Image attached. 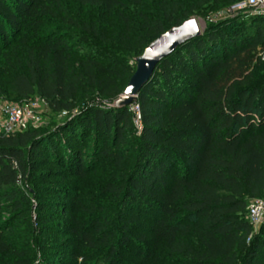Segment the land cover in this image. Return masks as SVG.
I'll return each instance as SVG.
<instances>
[{"label":"trees","instance_id":"1","mask_svg":"<svg viewBox=\"0 0 264 264\" xmlns=\"http://www.w3.org/2000/svg\"><path fill=\"white\" fill-rule=\"evenodd\" d=\"M67 2L111 12L122 0H0V76L10 77L8 101L38 96L51 112L67 116L83 106L59 129L61 137L40 136L31 128L1 135L0 189L26 177L38 156L57 160L65 154L83 176L81 150L90 134L96 158L115 167L129 163L117 187L106 185L119 207V225H93L109 264H117L121 248L132 243L127 233L132 218H123L129 205L157 214L148 228L150 251L138 250L139 260L156 257L159 250L179 264H264V223L253 235L246 218L248 201H264V16L211 25L157 64L136 100L141 130L125 161L120 149L134 131L133 114L108 104L123 92L135 63L118 66L75 52L62 31L73 24ZM186 18L188 13L144 22L158 38L166 26H179ZM251 18L256 23L247 26ZM150 42H143L133 58ZM94 99L105 106L89 105ZM52 134L57 138L49 142ZM15 195L10 191L0 198L18 209L23 199ZM8 230L0 225V253L11 251ZM65 231V240L72 235L83 245L96 244L85 227ZM65 253L69 261L77 256Z\"/></svg>","mask_w":264,"mask_h":264},{"label":"rangeland","instance_id":"2","mask_svg":"<svg viewBox=\"0 0 264 264\" xmlns=\"http://www.w3.org/2000/svg\"><path fill=\"white\" fill-rule=\"evenodd\" d=\"M244 1L246 0H122L121 5L111 12L67 2L64 4L65 12L73 24L62 31L75 52L84 53L88 57L95 56L103 63L114 62L118 66L126 64L132 68L135 63L132 55L142 51L143 42H150L158 36L146 29L144 19L167 22L170 17L181 18L188 13V19L195 17L203 33L211 25L222 24L237 17L264 16L249 9L233 10L235 4ZM253 18L247 21V26L256 23ZM171 26H166V29L169 30ZM120 73L125 78L130 75L129 72ZM9 79L8 75L0 76V102L8 101ZM32 99L38 102L39 120L36 127L31 129L38 130L40 136L53 132L61 137L59 129L83 107L78 106L71 116H67L65 113L51 112L38 96ZM83 102L86 100L82 99L80 103ZM89 103L93 106H105L98 99ZM127 108L133 114L134 131L126 136L128 144L120 149L125 161L132 152L134 136L141 130L136 101ZM55 135L49 142L56 140ZM90 137V134L86 137V144L81 150L85 168L83 176L74 172V167L69 164L65 154L57 160H44L38 156L26 177L19 178L13 186L0 189V195L13 191L16 199H23L22 205L15 209L4 196L0 198V225L10 226L6 239L11 250L0 253V264H109L107 248L97 242L93 225L98 221L99 226L106 225L107 229L111 228L110 223L119 225L116 217L119 207L112 202L106 185L117 187L118 180L124 174L122 172L129 169V163L115 167L102 156L96 158L97 155H93L91 151ZM38 152L42 153L44 149L39 148ZM28 156L29 153H26L27 158ZM251 201H248L247 208ZM124 211L123 218H132V225L127 230L132 243L121 248L117 264H179V260L170 258L159 250L155 252L156 257L144 255L142 260L136 258L138 250H142L144 254L150 251L148 228L157 214L143 205H129ZM261 225L252 227L253 235L259 233ZM79 226L91 232L96 243L94 246L83 245L72 235L64 239L66 229ZM114 241L119 243L120 240L115 237ZM73 251L77 252L74 261H69L67 255L62 257V252L69 254Z\"/></svg>","mask_w":264,"mask_h":264},{"label":"water","instance_id":"3","mask_svg":"<svg viewBox=\"0 0 264 264\" xmlns=\"http://www.w3.org/2000/svg\"><path fill=\"white\" fill-rule=\"evenodd\" d=\"M202 34L195 17L172 27L150 42L137 56L135 70L123 92L109 103L111 108H125L137 100L141 88L151 79L157 64L168 57L176 48Z\"/></svg>","mask_w":264,"mask_h":264},{"label":"built area","instance_id":"4","mask_svg":"<svg viewBox=\"0 0 264 264\" xmlns=\"http://www.w3.org/2000/svg\"><path fill=\"white\" fill-rule=\"evenodd\" d=\"M233 10L249 9L254 13L264 14V0H246L235 4ZM139 119V112L137 114ZM39 120L38 102L30 99L24 103L0 102V134L10 136L36 127ZM248 221L251 227L264 222V201L253 199L248 205Z\"/></svg>","mask_w":264,"mask_h":264}]
</instances>
